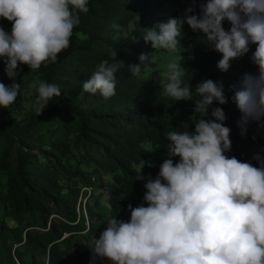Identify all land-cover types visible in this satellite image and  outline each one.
<instances>
[{
  "label": "trees",
  "instance_id": "trees-1",
  "mask_svg": "<svg viewBox=\"0 0 264 264\" xmlns=\"http://www.w3.org/2000/svg\"><path fill=\"white\" fill-rule=\"evenodd\" d=\"M87 6L89 11L80 14L69 47L55 63L46 61L31 74L27 65H20L15 78L21 84L20 94L8 109L0 108V264H65L73 258L74 239L98 238L103 230L104 215L84 206L83 189L104 192L109 217L125 220L130 217L129 204L135 208L143 203L146 179L159 173L169 143L166 133L195 130L192 101L174 102L163 96L160 81L165 77L154 72L145 80L146 69L135 77L127 65L138 63L141 53L154 51L142 39L143 28L184 18L190 7L199 14V4L188 0L184 6L177 5L171 17L156 15L163 7L160 0H89ZM0 27L10 33L12 24L2 19ZM121 28L127 31L120 34ZM182 32V66L189 71L183 79L193 91L202 80L221 82L235 69L220 72L216 65L221 58L203 44L202 33L193 32L186 23ZM110 49L118 52L117 59L124 65L116 73L115 95L105 99L83 91L82 86L102 62H113ZM4 67L0 60V82L8 85L13 80ZM256 71L249 57L224 86L228 103L211 106L223 109L224 124L231 129L232 146L226 155L253 166H259L254 155L264 157V127L250 122L247 134L241 136L240 113L231 102L229 86L244 73ZM36 78L61 90L41 115L36 112L37 93L28 87ZM255 140L258 151L248 154L246 145ZM148 146L153 160L146 153ZM139 174L144 179L136 180Z\"/></svg>",
  "mask_w": 264,
  "mask_h": 264
},
{
  "label": "clouds",
  "instance_id": "clouds-1",
  "mask_svg": "<svg viewBox=\"0 0 264 264\" xmlns=\"http://www.w3.org/2000/svg\"><path fill=\"white\" fill-rule=\"evenodd\" d=\"M88 2L0 0V18L12 24L10 33L0 27V60L13 80L8 85L0 82V108L8 109L20 94L21 84L15 83L20 65H27L31 74L46 61L55 63L58 54L69 47L80 14L89 11ZM193 3L199 4V14L190 7L184 18L143 28L142 39L154 51L141 53L139 62L127 68L132 76L141 77L144 69L156 63V50L179 53L165 64L160 88L174 102L194 103L195 130L166 133V158L158 175L146 179L143 203L135 208L128 205L127 221L116 216L108 219L91 242L90 264L105 260L109 264H264V157L254 155L259 166H253L226 155L232 146L231 129L224 124L223 109L211 107L214 102L228 103L223 83L202 80L193 91L183 79L189 71L182 66L180 52L185 23L193 32L202 33L210 51L221 55L216 67L222 73L254 45L250 60L257 71L244 73L229 87L231 102L240 113L241 136L247 134L250 122L264 127V0ZM225 21L230 25L227 30ZM109 55L113 62H102L83 83V91L105 99L115 95L116 73L124 62L117 59L115 49ZM28 87L37 93L38 115L50 100L61 96L58 85L39 78ZM176 157L179 160L174 163ZM144 166L143 161L141 170ZM142 179L141 174L136 177Z\"/></svg>",
  "mask_w": 264,
  "mask_h": 264
},
{
  "label": "rangeland",
  "instance_id": "rangeland-1",
  "mask_svg": "<svg viewBox=\"0 0 264 264\" xmlns=\"http://www.w3.org/2000/svg\"><path fill=\"white\" fill-rule=\"evenodd\" d=\"M160 1H161V3H163V7L157 12L156 15L169 16V17L174 16V13L176 12L175 10L178 11V9L174 8V6L176 7L177 5H181V4H182V6H184L185 4L188 3V0H160ZM173 4H175V5H173ZM2 19L3 18H0V20H2ZM154 20H155L154 18L151 19V21H154ZM224 27L226 30L230 27V25L228 24L227 21L224 22ZM125 31H127L126 28L125 29L121 28L118 30V32L120 34H123ZM254 50H255V46L253 45V46H251L250 52L246 56H244L238 60L232 61L231 68H233V66H235V69L230 70V73L222 78L221 82L223 83V86H225L226 84L231 82L232 78L235 76L236 73L239 72V70L242 68V66L245 64V62L249 59V57L251 56V53ZM217 54L221 58V55L219 53H217ZM155 55L157 57V61L154 65L146 68V71L143 75V78L145 80H149L152 73H154V72L161 75L162 77H165V75H164L166 72L165 64L167 62L175 59L179 55V53H169V52H166L165 50H156ZM257 140L252 141L246 145V149H247L248 154H252V152L258 151L259 142ZM146 153L150 156V160H153L155 158V156L153 157V153H152L151 149L149 148V146L146 147ZM99 182L100 181L98 179L95 180L96 185H99ZM83 204H84V206L87 204L91 208L96 209L100 214L104 215V221H103L104 225L102 226V228L104 229L107 226L108 219H110L109 208H108V205L106 202L104 192H102V191L99 192L97 190V191H95V193H92V189L89 190V192L86 191V194L84 195V198H83ZM100 207H104L105 210H103V208L100 209ZM84 213H86L85 209H84ZM2 214H3V212L0 209V216ZM129 219H130L129 216H125V221H127ZM95 237L96 236H90L88 239H86V238L85 239L84 238L74 239L72 241V247L74 250L73 258L68 259L65 262V264H90L91 252L89 250V247L91 246V242ZM96 264H101V262L97 261ZM103 264H109V262L105 260L103 262Z\"/></svg>",
  "mask_w": 264,
  "mask_h": 264
},
{
  "label": "built area",
  "instance_id": "built-area-1",
  "mask_svg": "<svg viewBox=\"0 0 264 264\" xmlns=\"http://www.w3.org/2000/svg\"><path fill=\"white\" fill-rule=\"evenodd\" d=\"M175 8L178 9V7H175ZM91 189H92V188L89 187V188H84L83 190L89 192V190H91Z\"/></svg>",
  "mask_w": 264,
  "mask_h": 264
},
{
  "label": "water",
  "instance_id": "water-1",
  "mask_svg": "<svg viewBox=\"0 0 264 264\" xmlns=\"http://www.w3.org/2000/svg\"><path fill=\"white\" fill-rule=\"evenodd\" d=\"M90 226V225H89Z\"/></svg>",
  "mask_w": 264,
  "mask_h": 264
}]
</instances>
